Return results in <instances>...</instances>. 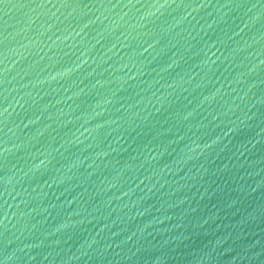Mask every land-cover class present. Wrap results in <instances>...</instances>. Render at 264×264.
<instances>
[{
	"label": "water",
	"instance_id": "obj_1",
	"mask_svg": "<svg viewBox=\"0 0 264 264\" xmlns=\"http://www.w3.org/2000/svg\"><path fill=\"white\" fill-rule=\"evenodd\" d=\"M0 264H264V0H0Z\"/></svg>",
	"mask_w": 264,
	"mask_h": 264
}]
</instances>
